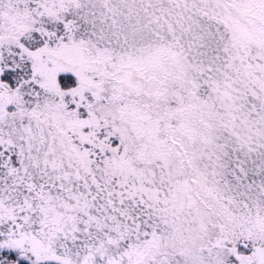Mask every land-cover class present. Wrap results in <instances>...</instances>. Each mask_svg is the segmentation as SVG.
<instances>
[{
	"label": "snow or ice",
	"instance_id": "snow-or-ice-1",
	"mask_svg": "<svg viewBox=\"0 0 264 264\" xmlns=\"http://www.w3.org/2000/svg\"><path fill=\"white\" fill-rule=\"evenodd\" d=\"M0 264H264V0H0Z\"/></svg>",
	"mask_w": 264,
	"mask_h": 264
}]
</instances>
